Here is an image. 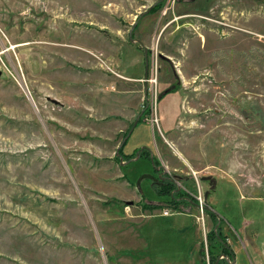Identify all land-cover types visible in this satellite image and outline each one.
<instances>
[{
    "label": "rangeland",
    "instance_id": "374dc122",
    "mask_svg": "<svg viewBox=\"0 0 264 264\" xmlns=\"http://www.w3.org/2000/svg\"><path fill=\"white\" fill-rule=\"evenodd\" d=\"M140 19L164 32L147 53ZM0 54V264H181L216 223L233 264H264V0H0ZM147 67L128 110L104 96ZM190 136L218 165L196 178ZM137 148L209 209L160 200L150 160L117 155Z\"/></svg>",
    "mask_w": 264,
    "mask_h": 264
},
{
    "label": "crops",
    "instance_id": "0c3cea01",
    "mask_svg": "<svg viewBox=\"0 0 264 264\" xmlns=\"http://www.w3.org/2000/svg\"><path fill=\"white\" fill-rule=\"evenodd\" d=\"M151 13V12H150ZM145 16V15H144ZM143 17V16H142ZM141 17V18H142ZM177 17V15H175V18ZM182 17V16H181ZM178 18V17H177ZM175 20H178V19H175ZM140 21H141V19L138 21H136V23H135V25H134V27H132V29L128 32L129 33V37H131V39L133 40V39H136L137 41L136 42H138L139 41V39H142V40H144L145 42H142V45H141V47H142V50L144 51V52H146L147 51V49H149L150 47H152V46H154V42H156L157 40H158V37H160L161 35H163L164 34V32L162 31V32H160L159 33V31H153V32H147L146 31V25L145 26H142L141 24H140ZM137 26V27H136ZM136 28V29H135ZM135 29V31L133 32V30ZM132 33V34H131ZM135 33V34H134ZM133 34H134V36L136 37H134L133 36ZM122 35H123V33H120V34H118L117 36L118 37H122ZM158 42V41H157ZM156 44V43H155ZM161 51V50H160ZM162 52V51H161ZM160 52V53H161ZM147 53V52H146ZM163 53H161V55H162ZM165 56V55H164ZM166 58H168V59H170V57L169 56H167L166 55ZM171 60V59H170ZM147 65H148V63H147ZM170 67H171V65H169ZM148 68V67H147ZM149 69V68H148ZM147 73V72H146ZM125 78V80L127 81H132V80H134V81H137V82H139L140 83V85L139 86H134V85H132V84H130V83H124V84H121L122 86H121V88H120V90L117 92H114L113 94H109V95H107L106 93H105V97H107V98H111V99H114L115 98V94L117 93V94H119L120 96L121 95H125V100H127V105H125V107L127 108V110L129 109V105H128V101H129V98L131 99V98H133L134 96H137V94H141L142 95V97H141V99H143L144 98V96L146 97L147 96V84H146V82L144 81V79H145V76H135V77H128V76H125L124 77ZM157 82H158V79H157ZM164 82H165V87H163V88H165V90L164 91H162V92H165L166 91V88L168 89H170V88H172L173 86L174 87H177V83H175L174 81L173 82H171L170 80H164ZM157 84V83H156ZM149 85H152L151 84V82L149 83ZM158 87V86H157ZM173 90V89H172ZM113 91V90H112ZM130 95V96H129ZM160 95H161V93H160ZM160 97V96H159ZM116 102H117V100L120 102V98H119V96H116ZM122 101V100H121ZM113 102V101H112ZM90 103V102H89ZM95 109H96V107H95ZM130 109H132V108H130ZM128 112H126V114H127ZM142 115V114H141ZM145 115V114H144ZM131 116V115H130ZM130 116H128V117H126V119H130V118H133L134 117V114L130 117ZM139 117H141L140 115H138V116H136L135 117V119H134V121H133V123H132V125H131V131L129 132V134H128V136H127V139H126V141L125 142H127L128 143V140L130 139V137H133L134 136V138H136L137 137V135H136V128L140 125V122L142 121V120H140V118ZM144 118V121L145 120H148V118H145V117H143ZM177 118V117H176ZM176 118H175V120H176ZM136 120H138L137 121V123L135 124V122H136ZM152 122V121H151ZM145 123L147 124V123H149V121H145ZM176 125V124H175ZM142 126V125H141ZM177 126V125H176ZM175 126V127H176ZM130 130V129H129ZM204 134H207V133H205V132H203ZM172 134H174V133H169V135H172ZM204 134H202L203 135V138H202V140L204 141L206 138H207V136L208 135H204ZM173 136V135H172ZM171 136V140H168V141H172V143H178V135L177 136H174V137H172ZM211 136L212 137H214L215 138V140H216V143L215 144H217V142H220L219 140H218V137L219 136H213L212 134H211ZM192 141L193 142H197L198 140L197 139H191V136L189 137V140L188 141H186V143H184V144H186L185 145V147H184V149H183V151L185 152V155H184V161H185V164L187 165V166H189V168H190V171H192L193 172V176L195 175V176H197V172H201V173H209L210 171H208V169H209V167H218V165H217V163H210V164H207V165H204V166H201L200 164L201 163H195L194 162V160H195V157L192 155V151L191 150H194L195 151V149H192V147H197V146H195V145H193L192 144ZM124 142V143H125ZM200 142H201V139H200ZM210 143H211V141H210ZM226 144V143H225ZM155 145H156V143H155ZM179 151H181L180 149H179ZM180 153H182V152H180ZM215 153V152H214ZM216 154V153H215ZM194 164H196V165H194ZM216 164V165H215ZM197 165H200V166H197ZM213 174V173H212ZM239 176V175H238ZM238 176H236V177H238ZM179 212V211H178ZM179 213H181V212H179ZM190 228L188 227V226H185V227H183L182 229H180V231H188ZM203 230H204V232H207L205 229H202V239L204 238V236H203ZM199 231V230H198ZM211 231V230H210ZM210 231H208V232H210ZM201 238H199V233H198V236H197V240H198V242H195V246L193 247V249L194 250H192V247L191 248H189V250L187 251V255H186V257H185V259L184 260H186V261H182L181 262V264H224L223 262H225V264H233V263H235V261H236V259H235V257H236V251H235V248L233 247V245H231L230 243H229V241H228V243H229V246L232 248V257H233V259H232V257H231V259H232V261L231 262H228V261H225V260H223L222 258H221V256L223 255H221V253H220V251H218L217 250V248H214L213 246H211V250H212V254H213V257L212 256H210V248H209V243H208V241L206 240V242L204 241V240H202ZM214 249V250H213ZM220 254V255H219ZM190 255V256H189ZM227 260V259H226Z\"/></svg>",
    "mask_w": 264,
    "mask_h": 264
},
{
    "label": "flooded vegetation",
    "instance_id": "af4514ba",
    "mask_svg": "<svg viewBox=\"0 0 264 264\" xmlns=\"http://www.w3.org/2000/svg\"><path fill=\"white\" fill-rule=\"evenodd\" d=\"M148 71H149V69H148ZM144 81L147 84V90H148L149 89V86H150L149 85V83H150L149 75L147 76V80L144 79ZM151 86H154V84H152ZM171 91H174V90H171ZM147 110H148V107H147V105L144 104L143 107H142V109H141V111H140V114H139L141 116V117H139L140 119L143 118V117L147 118L146 117V111ZM130 131H131V128L128 131V133L126 134L125 138L128 136V134H129ZM198 131L199 132H202V131L204 132L203 129H202V131H201V129L198 130ZM122 144H124V143H122ZM122 151H123L122 153H120V152L117 153L118 157H120L121 160L126 155L127 156L129 155L124 150H122ZM155 153H157V152H154L153 153L152 151H150L148 149L147 150L146 149H142L140 151H139V149H137L136 155L135 156H132V157L130 156L131 157L130 160H134V161L137 160V157L139 155L140 156H143V157H146V159H149L150 160V162L152 164V170L151 171H148V173L144 174V175H147V176H144V177H145V179L149 180L150 185H151L152 189L154 190V192L159 197H161L160 200L166 201V203H168L169 205L173 204L174 207L177 206V205H182V204H189L190 206L191 205L192 206L195 205V206H197V207H199L201 209V213H204V209H207L208 210L209 209L208 207H205L204 208L203 202H200V203H202V205L199 203V200H198L199 198L196 195V193H194L192 190H189L188 187H186V186L182 187L181 185L178 184V181H177L178 175H171L170 173L168 174V171L166 170V168L164 167V165L158 160V158H156V154ZM133 157H135V158L133 159ZM194 176H192V177L194 178ZM196 177L197 176H195V178ZM166 184H172L173 185V188H172V190L169 193H167L164 190V186ZM160 200L159 201H154V202H159L160 203V202H162ZM154 204L155 203L152 204L153 207L159 205V204L158 205L157 204L154 205ZM144 206H146V205L144 204ZM149 206H151V204ZM214 216H215V214H214ZM219 228H220L219 225L216 223L215 224V227L213 229H211V230H214L216 232V236H215L216 239L213 240L214 248L216 247L218 249V251H220L221 255L223 254L221 256V258L223 260L228 261V262H231L232 259H233V257L231 256L233 254L232 253L233 252L232 251V248L229 246L228 238L227 237L224 238V236H222L220 234L218 235V233H219L218 229ZM207 241L209 242V238H208ZM225 250H227L229 253H227ZM212 256H213V254H212ZM227 256L229 258H227ZM231 257H232V259H231ZM223 263L225 264V262H223Z\"/></svg>",
    "mask_w": 264,
    "mask_h": 264
},
{
    "label": "trees",
    "instance_id": "16d2710c",
    "mask_svg": "<svg viewBox=\"0 0 264 264\" xmlns=\"http://www.w3.org/2000/svg\"><path fill=\"white\" fill-rule=\"evenodd\" d=\"M157 10H155V11H153V12H156ZM172 90V89H171ZM170 89H168V90H166L164 93H161V95H163V94H165V93H167V92H170L171 91ZM160 95V96H161ZM160 98V97H159ZM143 118H141L140 120H142ZM129 141V140H128ZM127 144V142H125L124 143V145H126ZM124 145H123V147H124ZM138 149V148H137ZM137 149L132 153V154H129L128 156H135L136 155V151H137ZM172 188H173V185L172 184H166L165 186H164V190L167 192V193H169L171 190H172ZM163 190V191H164ZM145 207H149V206H145ZM154 207H157V206H154ZM220 229V228H219ZM219 231V233H220V235H222L221 234V231L220 230H218ZM208 234V237H209V245L210 246H213L214 247V244H213V240H215L216 238H215V236H216V232L214 231V230H211L210 232H208L207 233ZM223 236V235H222ZM211 239H213V240H211ZM216 248V247H215ZM214 250V249H213ZM218 250V249H217ZM224 250V249H223ZM227 253H229L227 250H225ZM211 256H212V252H211ZM213 257V256H212ZM214 258V257H213Z\"/></svg>",
    "mask_w": 264,
    "mask_h": 264
},
{
    "label": "water",
    "instance_id": "95a60500",
    "mask_svg": "<svg viewBox=\"0 0 264 264\" xmlns=\"http://www.w3.org/2000/svg\"><path fill=\"white\" fill-rule=\"evenodd\" d=\"M152 8V6L150 7V9ZM150 9L149 10H146V11H144V12H142L141 14V16H143L145 13H147V12H149L150 11ZM132 34V33H131ZM133 41H137L136 39H133ZM0 74H2V71L0 70ZM147 76H148V68H147V73H146V76H145V79L147 80ZM53 102L55 103V104H59L60 103V101L59 100H57V99H53ZM137 121L138 120H136V122H135V124L137 123ZM126 139H127V137L123 140V143H124V141H126ZM144 176H147V175H143V177ZM227 258H229L228 256H227Z\"/></svg>",
    "mask_w": 264,
    "mask_h": 264
},
{
    "label": "built area",
    "instance_id": "2783aa9c",
    "mask_svg": "<svg viewBox=\"0 0 264 264\" xmlns=\"http://www.w3.org/2000/svg\"><path fill=\"white\" fill-rule=\"evenodd\" d=\"M170 6V5H169ZM169 6H166L165 7V9H164V12L163 13H166L167 11H168V7ZM0 57H1V54H0ZM150 80V82L152 83V84H154V83H156L157 82V79H155V81H152L153 79H149ZM29 93L31 94V92L29 91ZM165 213H168V212H165Z\"/></svg>",
    "mask_w": 264,
    "mask_h": 264
}]
</instances>
